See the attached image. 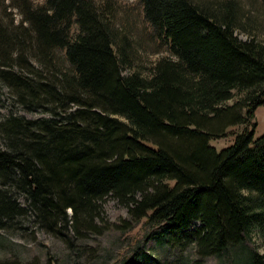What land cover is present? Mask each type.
Returning <instances> with one entry per match:
<instances>
[{
    "label": "trees",
    "instance_id": "1",
    "mask_svg": "<svg viewBox=\"0 0 264 264\" xmlns=\"http://www.w3.org/2000/svg\"><path fill=\"white\" fill-rule=\"evenodd\" d=\"M8 1L21 19L0 23V83L26 108L47 107V118L0 120V228L29 213L72 247L118 228L101 205L111 197L133 221L193 244L192 264L252 227L264 232V136L253 140L264 42L235 1L214 9L136 0L155 52L169 54L146 75L133 69L134 38L117 23V0ZM228 136L230 146H211ZM15 189L26 208L10 201ZM251 264H264V254Z\"/></svg>",
    "mask_w": 264,
    "mask_h": 264
},
{
    "label": "rangeland",
    "instance_id": "2",
    "mask_svg": "<svg viewBox=\"0 0 264 264\" xmlns=\"http://www.w3.org/2000/svg\"><path fill=\"white\" fill-rule=\"evenodd\" d=\"M0 1V23L4 26L20 23L21 17L18 11L7 8L9 1ZM33 1L41 2V0ZM192 1L215 9L232 0ZM233 1L239 13L249 15L251 21L247 29L251 31L250 33L257 38V41L264 42V21L261 20L260 0ZM117 4L119 12L117 23H120L127 34L134 38L131 54L133 69L146 75L151 62L161 57H168L169 54L155 52L156 45L147 36L142 13L136 6V0H117ZM236 33L240 39H248L244 32L237 30ZM16 63H10L15 71H25L19 63H17L19 65ZM126 73L127 70L123 74ZM231 102L228 101L227 104ZM11 115L26 120L47 118V107L31 110L26 108L0 83V120ZM253 120L255 123L253 140H257L264 136V104L256 108ZM241 128L229 129V134L238 132ZM232 143V136L210 141L211 146L217 151ZM0 146H2L1 140ZM8 196L11 202L23 208L27 207L26 196L20 191L11 190ZM101 205L107 221L118 228L82 241H75L72 247L38 230L29 213L17 217L13 222L0 228V263L13 260L29 263L37 260L38 264H124L134 256L140 264H192L198 259L195 246L178 238L177 233H166L162 230L164 228L162 225H146L144 220L133 221L129 216L128 208L111 197L105 199ZM198 225L199 223L195 224ZM254 252L259 255L264 254V232L256 227L248 230L239 243L229 245L220 254L204 259L202 264H251V255Z\"/></svg>",
    "mask_w": 264,
    "mask_h": 264
}]
</instances>
